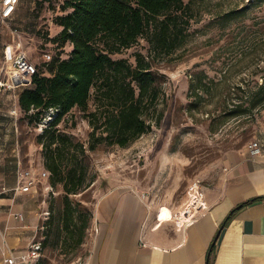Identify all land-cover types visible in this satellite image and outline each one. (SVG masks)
<instances>
[{
  "label": "rangeland",
  "instance_id": "obj_1",
  "mask_svg": "<svg viewBox=\"0 0 264 264\" xmlns=\"http://www.w3.org/2000/svg\"><path fill=\"white\" fill-rule=\"evenodd\" d=\"M62 2L21 0L13 20L0 26V41L6 49L2 61L13 57L11 49L17 50L20 44L38 70L45 72L42 54L58 51L45 49L39 31L49 29L54 35L53 20L61 14ZM190 9L193 19L185 45L153 63L160 90L157 124L126 148L101 144L86 151L87 176L93 181L70 196L82 210L92 214L102 192L124 188L143 194L152 206L175 213L190 198L194 202L189 186L195 179L206 190L215 189L231 153L252 140L264 144V105L250 114L231 116L233 105L264 86V0H193ZM146 48L140 40L113 58L134 63L133 53L146 54ZM69 51L65 46L61 56L67 57ZM19 92L0 93V158L19 160L23 168L41 172L43 153L36 137L50 118L39 125L29 122L15 107ZM58 128L88 148L91 129L82 112L74 109ZM39 185L40 193L49 190L46 205L51 220L34 264H84L90 252V223L83 243L69 249L60 226L64 193L60 186H51L49 179Z\"/></svg>",
  "mask_w": 264,
  "mask_h": 264
},
{
  "label": "trees",
  "instance_id": "obj_2",
  "mask_svg": "<svg viewBox=\"0 0 264 264\" xmlns=\"http://www.w3.org/2000/svg\"><path fill=\"white\" fill-rule=\"evenodd\" d=\"M186 1L63 0L61 14L53 20L54 35L49 29L39 31L45 49L58 53L49 52L45 72L36 66L19 92L18 106L29 122L39 125L50 118L36 142L42 146L51 186H60L64 193L60 226L69 249L83 243L92 218L70 198L93 181L87 176L86 151L101 144L126 148L157 124L160 90L153 63L173 56L187 42L193 0ZM140 40L147 44L146 54L133 53L134 63L113 58ZM65 46L70 51L64 58ZM246 100L233 105L231 116L263 106L264 86ZM74 109L82 112L91 129L88 148L58 128ZM50 216L48 209L42 246Z\"/></svg>",
  "mask_w": 264,
  "mask_h": 264
},
{
  "label": "crops",
  "instance_id": "obj_3",
  "mask_svg": "<svg viewBox=\"0 0 264 264\" xmlns=\"http://www.w3.org/2000/svg\"><path fill=\"white\" fill-rule=\"evenodd\" d=\"M11 51L15 55L16 49ZM5 52L0 49V81L14 86L0 87V93H15L23 86L11 78L14 55L2 61ZM261 145L255 157L246 147L231 153L215 189L206 190L195 179L189 186L194 202L190 198L175 213L150 205L136 190L102 192L92 210L90 252L84 264H264ZM5 158H0V264L9 256L21 264L18 257L41 239L49 190L40 193L39 184L29 193L16 189L20 171L27 168Z\"/></svg>",
  "mask_w": 264,
  "mask_h": 264
},
{
  "label": "built area",
  "instance_id": "obj_4",
  "mask_svg": "<svg viewBox=\"0 0 264 264\" xmlns=\"http://www.w3.org/2000/svg\"><path fill=\"white\" fill-rule=\"evenodd\" d=\"M20 0H0V26L9 22L18 5ZM20 45V44H19ZM17 46L16 53L11 60L12 75L15 83L20 86H25L27 83V78L36 73V65L31 62L30 58L27 56L26 52ZM3 44L0 41V49L3 48ZM5 58V55L3 56ZM51 59L50 53H43L42 60L48 62ZM12 84H4L0 81V87H6L7 89L13 88ZM247 152L250 156L255 157L261 154L262 145L258 140L250 141L247 146ZM18 180V189L23 193H29L32 188L40 184L42 181L48 180L49 174L46 170L37 172L35 169L27 168L20 171ZM48 215V212L46 213ZM42 244L41 239H36L33 241L29 248L24 254L18 257V261L21 264H34L41 256ZM6 264H17L14 257L9 256L4 260Z\"/></svg>",
  "mask_w": 264,
  "mask_h": 264
}]
</instances>
